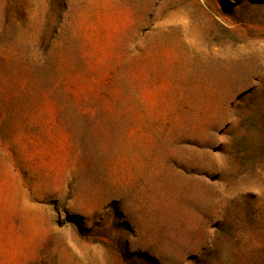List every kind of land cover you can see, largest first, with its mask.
Segmentation results:
<instances>
[{
    "label": "rangeland",
    "instance_id": "1",
    "mask_svg": "<svg viewBox=\"0 0 264 264\" xmlns=\"http://www.w3.org/2000/svg\"><path fill=\"white\" fill-rule=\"evenodd\" d=\"M0 264H264V0H0Z\"/></svg>",
    "mask_w": 264,
    "mask_h": 264
}]
</instances>
